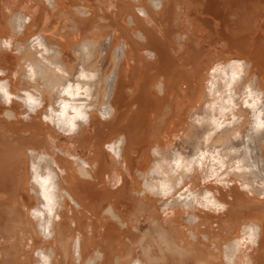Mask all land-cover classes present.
Segmentation results:
<instances>
[{"label":"bare ground","instance_id":"1","mask_svg":"<svg viewBox=\"0 0 264 264\" xmlns=\"http://www.w3.org/2000/svg\"><path fill=\"white\" fill-rule=\"evenodd\" d=\"M232 61H244V75L227 89L209 70ZM0 70L10 94L43 104L27 121L18 100L0 104V264H41L37 251L51 264H264V130L244 106L249 89L264 113V0H0ZM68 83L89 90L73 101L86 102L89 122L72 135L43 119L68 100L59 95ZM221 107L231 109L223 118ZM121 136L117 159L106 145ZM30 151L47 155L41 170L55 175L57 207L43 220L33 218L44 200ZM203 152L190 173L172 163ZM213 154L225 168L204 183L219 171ZM206 191L226 210L200 207ZM246 226L259 227L257 246L236 250Z\"/></svg>","mask_w":264,"mask_h":264},{"label":"clouds","instance_id":"2","mask_svg":"<svg viewBox=\"0 0 264 264\" xmlns=\"http://www.w3.org/2000/svg\"><path fill=\"white\" fill-rule=\"evenodd\" d=\"M156 8L159 10L162 5L157 2ZM143 15V13H141ZM3 47L5 49L10 50V41H4ZM150 59H154V54H149ZM244 61H232L227 66H223L220 64H217L210 68L209 75L212 76L213 74H219L224 78L225 81H228L227 83V89H231L233 83L238 81L241 76L244 75ZM57 71H60L58 68ZM29 73L31 75V69H29ZM6 73L4 70H0V76H4ZM34 78V77H32ZM94 77L92 75H83L81 74L79 79L80 80H92ZM157 91L160 95H163V84H157L156 86ZM216 88V80L212 79L208 82V94L211 96L213 94V91ZM248 92V100H251L252 103L249 104L247 101L245 102V107L250 108L255 112V115L253 116L254 124L253 128L256 131L264 130V121L261 120V116L264 115V113L257 112L256 108L261 103L259 97L253 98V93L246 89ZM81 93H83L84 97H89V90L87 87H84L83 89L79 84L73 85L72 83H68L65 87H63L59 95L60 97H68V100L60 99L57 101V107L58 111H54L52 107L48 108L49 115L44 116L43 119L48 122L49 124H55L57 128H61L63 126L65 135H72L74 134L77 129V121L82 122L83 124L87 125L89 122V115L88 112L90 111V108L86 106V102H79L74 103L73 101H76L78 97L81 96ZM220 93L217 92L216 96H219ZM13 99L18 100L20 103L24 105V107L27 109V113L23 116L24 120H28L29 114H35L38 109L43 107V104L39 97L32 96L29 92L25 91L23 93V97H17L13 96L9 93L8 90V81H0V104L7 106H10ZM216 103H212L210 105H206L207 108L210 110H215L217 107ZM224 103L228 105H232L233 101L232 99H228L224 101ZM230 108H223L221 107L219 109L220 117L223 118L225 112L230 111ZM115 113V109H111L110 111L103 113L101 115V119L107 120L109 119L113 114ZM9 118H11V114H9ZM235 117H233V121H235ZM202 119H197V123H202ZM211 123L215 125L216 130H219L220 128L224 127V124L221 120H217L213 118L211 120ZM212 134L209 133L208 136L205 137V143L208 142L209 137ZM124 143V137L121 136L118 141L115 142L114 145H106V148L109 152H111L117 159L120 157V146ZM31 156H36V161L31 164V172H32V183L36 185L37 188H39V195L43 197L44 203L40 206V209H33V218L34 219H40L43 220V217L45 214H47L48 217H52L54 214V211L57 207V198L55 196L56 192V185L54 183L55 175L54 173L47 167L43 169V172L41 170V165L45 163L49 159V157L45 154H40L37 156V154L34 151H30L29 153ZM152 154L157 155L158 151L157 149H152ZM208 155L207 152H203L199 155V157H192L191 160L187 163V166L185 167L184 164L181 163V158H177L172 163L176 166V169L183 168L185 172L190 173L193 170V164H196L197 167L203 164L205 156ZM75 159V158H74ZM226 159V157H225ZM211 163L213 165H219V171H217L215 168H210L209 171L211 173L210 176L204 181V183H207L210 180H213L215 177L219 176V172H222L225 168L224 160L221 159V157L217 154H213L210 157ZM239 164L240 162H237V168L236 170L239 171ZM84 167H87L85 164ZM157 169H159V165H157ZM244 171H247V169H244ZM223 178L215 180V183L220 184L222 182ZM161 189H168L167 191L163 192V195L167 196L170 194L171 189L166 184L161 185ZM151 192L155 193L156 189H150ZM189 199H192L194 202H196L194 196H190ZM200 201L202 203L199 204L200 207H203L205 209H211L215 210L216 212H223L226 210L227 205L219 203L215 200L214 194L212 192L206 191L202 197H200ZM56 219H59V217H56ZM50 227V221L48 224H45L41 227V233L44 236L45 239H51L52 233L49 231ZM260 229L256 226H246L242 229V233H244L243 238L234 241V245L236 250H239L243 245H251L252 247L257 246L258 242V233ZM37 257H39L41 264H51V256L45 255L42 251H37L35 253ZM96 256L98 259H102V254L97 252ZM228 264H232V260L235 259V256H233L231 259L227 258ZM139 264V262H137ZM250 264V262H249Z\"/></svg>","mask_w":264,"mask_h":264}]
</instances>
